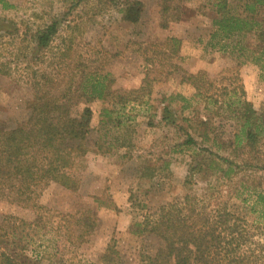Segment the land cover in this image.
Here are the masks:
<instances>
[{"label": "rangeland", "instance_id": "rangeland-1", "mask_svg": "<svg viewBox=\"0 0 264 264\" xmlns=\"http://www.w3.org/2000/svg\"><path fill=\"white\" fill-rule=\"evenodd\" d=\"M2 1L6 3L5 8L0 4L4 126L26 117L35 83L47 85L58 97L82 89L88 76L103 81L113 98L82 100L73 109L74 114L85 107L91 110V142L103 131L101 109L110 108L115 96L138 89L146 76L151 93L142 105L119 110L129 115L120 128H109V137L119 148L76 157L71 171L79 182L76 191L53 183L38 182L26 189L15 179L0 182V249L10 245L36 264H95L110 249L106 264H137L140 243L132 231L141 212L132 208L129 197L131 202L157 206L189 193L203 198L209 187L219 192L211 200L228 204L234 214L257 226L264 242V219L250 210L255 194L264 195L263 170L241 171L224 179L214 165L185 183L197 149L236 162L242 159L231 154V147L219 150L211 142L202 143L191 132L190 121L211 113V135L228 142L236 127L221 110L215 111L214 100L219 105L235 94L255 109L264 102V67L208 45L219 0H172L171 17L177 15L178 20L162 16L161 0H137L143 5L137 24L123 21L125 0ZM52 21L58 23L57 33L46 49H40L36 35ZM170 38L180 41L175 53L167 47ZM244 43L249 49L255 40ZM191 81L204 98L195 96ZM187 135L198 144L184 145ZM123 137L126 147H120ZM147 164L155 168L153 176L139 179V170ZM240 184L250 187L245 190Z\"/></svg>", "mask_w": 264, "mask_h": 264}, {"label": "trees", "instance_id": "trees-1", "mask_svg": "<svg viewBox=\"0 0 264 264\" xmlns=\"http://www.w3.org/2000/svg\"><path fill=\"white\" fill-rule=\"evenodd\" d=\"M161 1L162 16L178 20L177 15L171 17L173 15L168 4L172 0ZM0 4L6 7L4 1L0 0ZM142 13L140 1L125 0L123 21L137 24ZM57 27V21H52L38 32L36 46L46 49L56 35ZM249 38L254 39L255 44L247 49L244 41ZM179 43V40L170 38L167 47L175 53ZM208 45L211 49L237 53L244 61L263 68L264 0H219ZM191 82L195 96L204 98L202 89ZM83 84L82 89L58 97L51 95L45 84L32 85V99L27 103L26 117L12 126L0 123V182L15 179L26 189L38 182L53 183L63 189L76 191L79 182L71 174L76 157H83L89 151L108 154L111 149L119 148V145H114L116 140L109 137V128L118 129L124 124L123 119H129V115L120 113V109L127 108L129 104L142 105L143 99L150 95L151 82L148 76L138 89L115 96L118 99L113 101L110 108L101 109L99 126L103 131L92 142L89 141L91 110L85 107L80 113L74 114L73 109L82 100H106L113 98V95L103 81L92 80L91 76ZM214 103L215 111L221 110L226 119L235 124L236 132L231 139L225 142L211 135L214 129L211 113L205 119L194 117L189 124L191 132L202 143L211 142L219 150L231 147V154L242 159L236 162L230 157H217L208 150L197 149L192 154L194 165L191 164L189 168L185 180L187 185L192 176H202L214 165H218L215 166V172L224 179L241 171L249 174L264 171V102L255 109L250 102L233 94V97L219 105L215 100ZM114 105L122 107L118 109ZM126 142L123 137L120 147H126ZM196 144L197 140L187 135L184 145ZM154 172L155 168L147 164L139 170L138 178L149 179ZM241 186L248 190L250 184ZM216 190L217 187H209L206 190L208 195L203 198L189 193L178 201L157 206L131 202L129 197L132 208L137 207L141 212L140 220L134 224L132 231L140 243L137 264H264V242L259 239L258 227L234 214L228 204L214 203L211 197L219 194ZM242 201L247 202L246 199ZM250 210L264 219V195L255 194ZM111 254L112 251L108 249L100 257L102 261L95 264H106L104 259ZM0 264L36 263L7 245L0 249Z\"/></svg>", "mask_w": 264, "mask_h": 264}]
</instances>
